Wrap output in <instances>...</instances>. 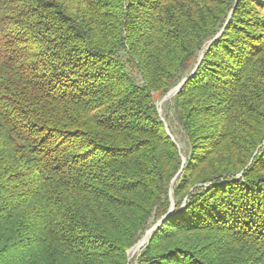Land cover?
Wrapping results in <instances>:
<instances>
[{"label": "trees", "instance_id": "trees-1", "mask_svg": "<svg viewBox=\"0 0 264 264\" xmlns=\"http://www.w3.org/2000/svg\"><path fill=\"white\" fill-rule=\"evenodd\" d=\"M154 224L135 264H264V0H0V264Z\"/></svg>", "mask_w": 264, "mask_h": 264}, {"label": "rangeland", "instance_id": "rangeland-1", "mask_svg": "<svg viewBox=\"0 0 264 264\" xmlns=\"http://www.w3.org/2000/svg\"><path fill=\"white\" fill-rule=\"evenodd\" d=\"M218 34H216V36H218ZM201 59V56L200 58ZM194 71V70H193ZM183 81V80H182ZM179 85V84H178ZM177 85V86H178ZM176 86V87H177ZM174 87L173 89H171L167 94L161 96V97H157V94L155 95V105H156V111L158 116L160 117V119L163 121L164 126H165V131L168 132L169 136L172 138V135L170 134L169 130L167 129V123L165 122L164 118H163V114H167L169 117V123L170 126L172 128V131L175 135V137L177 138V140L180 142L181 145L185 148V138L181 132V130L179 129V127L177 126L175 120L173 119V110H172V106H171V97L173 96V94L176 92L177 88ZM184 160V158H183ZM155 225V224H154ZM153 225V226H154ZM153 226L151 228H153ZM150 228V229H151ZM149 229V230H150ZM148 230V231H149ZM146 232V234L143 236V238L138 241L133 247H131L130 249H128L127 251V255H128V263L127 264H135L133 262V258L134 256H136L139 252L140 247L144 244L147 236L149 235L150 232Z\"/></svg>", "mask_w": 264, "mask_h": 264}, {"label": "water", "instance_id": "water-1", "mask_svg": "<svg viewBox=\"0 0 264 264\" xmlns=\"http://www.w3.org/2000/svg\"><path fill=\"white\" fill-rule=\"evenodd\" d=\"M185 80L186 79H184L176 88L178 89L184 83ZM167 134H168V132H167ZM172 210H173V202H171V206H170L169 212L165 216H167L168 214H170L172 212ZM155 226H156V224L148 232H150L151 230H153L155 228Z\"/></svg>", "mask_w": 264, "mask_h": 264}]
</instances>
